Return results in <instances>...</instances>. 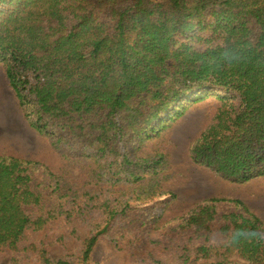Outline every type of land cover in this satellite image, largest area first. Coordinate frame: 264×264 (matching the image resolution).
I'll list each match as a JSON object with an SVG mask.
<instances>
[{
  "label": "trees",
  "instance_id": "16d2710c",
  "mask_svg": "<svg viewBox=\"0 0 264 264\" xmlns=\"http://www.w3.org/2000/svg\"><path fill=\"white\" fill-rule=\"evenodd\" d=\"M1 62L25 119L57 152L76 162L97 149L82 188L0 154L9 264H88L101 237L138 264H264V221L242 199L212 196L166 220L133 205L162 193L149 175L164 155L142 145L214 91L192 162L236 183L264 178V0H0ZM81 225L83 248L54 257ZM53 226L46 242L27 241Z\"/></svg>",
  "mask_w": 264,
  "mask_h": 264
},
{
  "label": "rangeland",
  "instance_id": "374dc122",
  "mask_svg": "<svg viewBox=\"0 0 264 264\" xmlns=\"http://www.w3.org/2000/svg\"><path fill=\"white\" fill-rule=\"evenodd\" d=\"M202 46L203 43L199 42L198 47ZM218 94L223 93L214 91L206 99L189 105L184 115L169 123L166 130L142 145L139 154L143 156L152 157L158 153L164 155L161 169L156 174L149 175L156 179L162 193L152 198H138L133 205L152 208L157 213L162 212L163 219L166 220L187 211L199 200L212 196H225L242 199L264 221V178L247 183L232 182L204 166L195 164L190 158L189 144L215 114L220 104ZM232 101L236 105L239 103L237 99ZM96 152L97 149L91 147L88 149L89 157L80 158L76 162L66 159L57 152L50 139L39 134L25 119L15 91L7 78L6 65L0 63V154L6 153L37 160L76 188H82L89 183V171L93 169L94 164L91 156ZM118 158L124 164H128L129 160L125 154H120ZM164 203L168 205L162 211ZM55 227L53 226L51 230L42 229L33 232L27 241L39 246L49 240L54 234ZM88 233V229L81 225L77 234L80 239L75 237L68 243L66 249L58 245L51 247L49 251L54 257H60L79 244L82 249L83 240ZM11 257L10 252H1L0 264H9ZM25 260L30 261L28 257H25ZM88 264L138 263L133 262L126 251L115 250L106 238L101 237Z\"/></svg>",
  "mask_w": 264,
  "mask_h": 264
}]
</instances>
